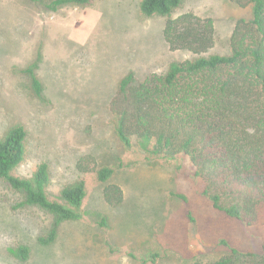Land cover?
I'll return each instance as SVG.
<instances>
[{
    "label": "rangeland",
    "instance_id": "rangeland-1",
    "mask_svg": "<svg viewBox=\"0 0 264 264\" xmlns=\"http://www.w3.org/2000/svg\"><path fill=\"white\" fill-rule=\"evenodd\" d=\"M139 2L92 0L52 12L27 0H0V138L20 126L28 134L26 159L14 174L30 178L48 163L51 200L63 202L62 190L81 180L87 192L81 219L57 224L53 213L25 205V196L0 179V264H213L231 247L263 252L264 226L214 209L189 158L150 164L115 134L110 104L123 78L143 81L196 58L172 50L167 19L143 16ZM188 13L214 21L216 44L204 56L229 54L236 22L251 16L230 0H182L173 18ZM30 68L43 85L41 97ZM85 155L115 168L110 183L123 189L120 206L106 203V185L95 174L77 170ZM104 216L106 228L99 225ZM53 229L55 241L41 245ZM107 243L120 251L111 253ZM152 252L160 254L156 263H143L141 256Z\"/></svg>",
    "mask_w": 264,
    "mask_h": 264
},
{
    "label": "trees",
    "instance_id": "trees-1",
    "mask_svg": "<svg viewBox=\"0 0 264 264\" xmlns=\"http://www.w3.org/2000/svg\"><path fill=\"white\" fill-rule=\"evenodd\" d=\"M27 1L52 12L92 2ZM230 1L250 8L251 16L236 22L229 54L204 56L217 40L212 19L191 13L173 18L182 0H140L143 16L167 19L164 37L170 48L192 52L196 58L171 64L167 72L152 73L143 81L127 75L110 109L115 134L123 146L136 147L150 164L189 158L195 180L201 184V195L214 209L249 226H264V0ZM27 72L35 94L41 97L42 83L33 69ZM27 139V131L21 126L0 138V179L25 196V205L53 213L57 224L81 219L87 194L84 180L65 187L63 202H59L47 193L51 178L48 163L37 166L30 178L14 174L26 159ZM76 167L81 174H95L106 185L103 196L108 205L118 207L124 202L123 189L110 183L116 173L114 167L100 165L92 155L80 157ZM99 225L108 227V218L102 217ZM56 236L53 229L39 242L47 246ZM107 245L111 253L120 251ZM20 253L24 260L29 258L27 247L20 248ZM128 255L137 259L133 252ZM144 257L143 263H156L160 254L152 252ZM213 264H264V248L262 253H243L231 247L229 256Z\"/></svg>",
    "mask_w": 264,
    "mask_h": 264
}]
</instances>
